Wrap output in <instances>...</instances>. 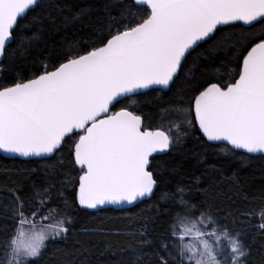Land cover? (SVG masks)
Wrapping results in <instances>:
<instances>
[{"label":"snow or ice","instance_id":"snow-or-ice-1","mask_svg":"<svg viewBox=\"0 0 264 264\" xmlns=\"http://www.w3.org/2000/svg\"><path fill=\"white\" fill-rule=\"evenodd\" d=\"M41 7L42 0H0V58L21 20ZM53 9L59 5L33 17L41 29L45 20L59 22ZM87 15L59 12L65 26ZM104 15L89 39L65 38L39 69L0 82V152L45 162L30 170L42 175L29 192L11 189L0 204V264H41L49 244L67 239L73 210L150 198L167 170L154 162L187 157L188 137L232 158L264 157V0H113ZM39 39L35 32L27 42ZM205 44L193 63L202 56V63H220L199 78L188 69L184 87L161 105L160 122L145 123L137 97L171 92L188 57ZM23 51L22 37L14 55ZM188 175L194 183L162 193L176 208L163 232L151 239L146 229L131 233L142 245L133 264H144L143 246L154 264H248L246 235L264 234V192L258 211L240 213L251 222L237 227L189 195L200 177Z\"/></svg>","mask_w":264,"mask_h":264},{"label":"trees","instance_id":"trees-1","mask_svg":"<svg viewBox=\"0 0 264 264\" xmlns=\"http://www.w3.org/2000/svg\"><path fill=\"white\" fill-rule=\"evenodd\" d=\"M109 2L113 0H42V7L29 13L16 29V40L11 43L0 64L3 69L0 71V82H11L17 75L28 76L39 69L45 58L55 57L61 51L65 38L89 39L97 24L106 19L104 7ZM53 4L59 5V9L52 10L53 16L59 17V22L53 25L50 19L45 20L41 29L39 19L34 21L33 17L48 12L49 6ZM82 9L88 15L80 23L65 26L59 12L62 10L65 15L72 16ZM110 11L112 15H118L115 8ZM35 32H39L40 39L28 44L27 38ZM22 37L25 38L26 51L14 55L20 48ZM208 47L205 44L188 57L181 79L171 92L150 91L147 95L137 97V111L142 114L145 123L156 125L160 122L161 105L184 87L183 79L188 69H192V73L188 75L195 74L199 78L205 67L214 68L220 63V59L202 63L203 56L197 64L193 63L197 55L205 53ZM216 55L222 58L223 53ZM120 106L117 105V108ZM183 151L187 153V157L181 154L163 155L154 162V166L166 164L167 170H162V182L150 200L125 211L73 210L75 219L67 239L49 244L41 264H133L136 259L133 250L142 245L140 238L131 233L146 229L150 233L148 238L151 239L163 232L169 215L176 208L161 199L162 193L173 191L178 184L194 183L188 175L193 171L200 177L197 188L189 193L196 202L203 203L221 220L235 222L237 227L250 223V219L241 220L240 213L246 209H259L260 196L264 192V157L247 160L232 158L218 148L205 147L195 136L185 140ZM43 163L45 162H24L0 157V204L8 203L11 189H16L21 194L29 192L33 181L38 182V176L42 175L33 174L30 170ZM172 168H177V172L172 173ZM246 243L251 250L248 264H264V234L259 231L250 232L246 235ZM143 247L148 253L143 257L144 264H154L150 249Z\"/></svg>","mask_w":264,"mask_h":264},{"label":"water","instance_id":"water-1","mask_svg":"<svg viewBox=\"0 0 264 264\" xmlns=\"http://www.w3.org/2000/svg\"><path fill=\"white\" fill-rule=\"evenodd\" d=\"M4 58V57H3ZM3 58H0V64L2 63L3 61ZM146 91L147 93L152 91V90H144ZM162 93H166L167 90H164V91H160ZM140 96V95H139ZM208 143H211V142H208ZM0 157L1 158H4V159H8V160H12V159H15V160H19V161H24V162H27V161H35V160H29V159H25V158H20V157H15V156H12L10 154H7V153H3V152H0ZM255 157H260L259 155L255 156ZM153 196V195H152ZM152 196L150 198H144L143 200L141 201H137L135 202L134 204L132 205H128V204H124L122 206H106V207H101V208H98V209H84L86 211H89V212H98V211H102V210H113V211H125V210H129L133 207H135L136 205L140 204L141 202H145V201H148L152 198Z\"/></svg>","mask_w":264,"mask_h":264}]
</instances>
